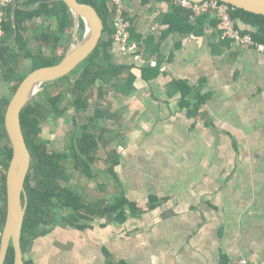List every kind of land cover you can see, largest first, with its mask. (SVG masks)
<instances>
[{
  "label": "crops",
  "instance_id": "crops-1",
  "mask_svg": "<svg viewBox=\"0 0 264 264\" xmlns=\"http://www.w3.org/2000/svg\"><path fill=\"white\" fill-rule=\"evenodd\" d=\"M123 4L142 41L129 37L126 51L115 42L110 47L113 81L131 80V88L104 89L109 105L99 109L107 111V129L115 130L108 143L117 160L111 175L142 212L128 211L122 223L63 232L57 248L47 230L25 258L37 264H264L263 159L228 152L247 136L255 145L264 138V53L223 38L209 14L197 31H169L170 0ZM175 81L188 86L185 95Z\"/></svg>",
  "mask_w": 264,
  "mask_h": 264
},
{
  "label": "trees",
  "instance_id": "trees-1",
  "mask_svg": "<svg viewBox=\"0 0 264 264\" xmlns=\"http://www.w3.org/2000/svg\"><path fill=\"white\" fill-rule=\"evenodd\" d=\"M38 1H41L38 6L29 9ZM78 1L90 4L96 9L103 20V33L107 32L109 38L101 37L93 52L76 67L78 68L76 77L68 88L59 89V83L73 70L64 77L43 84L37 96L30 98L20 112L21 129L31 157L24 182L25 199L22 196V201L26 200L20 237L23 256L27 253L32 241L43 235L39 228L40 225L64 221L76 229L83 230L93 226L92 221L95 218H105L109 221L112 219L122 223L127 218V209L131 216L142 212L124 193H120L114 202L105 204L103 199L85 201L75 190L68 187L67 182L71 174L67 171L66 161H72L74 170L86 176H92L91 164L97 160L96 151L106 147L102 132L97 133L94 129L96 126L90 128L91 124H88L87 120L81 122L82 131L80 135H71V143L66 152L52 149L47 139L40 138L43 121L49 117L62 116L69 104L79 114H84L88 110L86 91L96 88L100 93L106 88L122 91L131 88V80L128 82L113 81L117 65L110 61V47L114 43L112 5L108 0ZM165 15L169 22L168 30L172 32L176 30L197 31V25L203 23L202 21L208 17V13L200 14L192 23L189 19L193 14L173 4ZM13 16L14 23L12 22ZM232 16L236 19V26L240 29L241 24L238 21L250 26V28L241 29L242 32L250 33L256 41L264 42L263 14L233 7ZM35 18H42V20L38 24L34 22ZM210 23L215 26L216 20H210ZM32 24L35 26L33 27ZM2 28L0 74L3 81L9 85V92L13 94L28 72L40 66L56 63L62 58L68 48V45L64 44L67 40L66 34L72 36L73 16L61 0H17L13 8L9 6ZM28 30H31L32 36L26 35ZM129 31L131 32L130 40H135L137 43L142 41L140 35L134 33V22H131ZM83 32L84 23L80 19L77 31L79 38ZM14 33L15 36H13ZM31 40L38 44L34 51L28 45ZM63 44L64 52L59 56L57 50ZM43 46H47L48 52L44 51ZM22 59H30L33 62L31 70L20 72ZM154 74L156 72L153 76ZM175 86L183 91L184 95L189 90L182 81H175ZM67 93L71 97L67 96ZM9 100L10 98L5 95L0 96V232L6 212V171L12 156V147L4 127V115ZM194 107L193 112H197L198 104ZM104 115L105 112L95 106L89 121L92 122ZM108 157L107 160L111 163L109 170L113 172V166L117 164V160L113 155L109 154ZM153 202L157 201L151 196L148 202L150 208L154 206ZM106 223L102 222L100 226L103 227ZM13 259V248L10 245L4 264H13ZM24 264L37 263L24 256ZM107 264L115 263L107 262Z\"/></svg>",
  "mask_w": 264,
  "mask_h": 264
},
{
  "label": "water",
  "instance_id": "water-1",
  "mask_svg": "<svg viewBox=\"0 0 264 264\" xmlns=\"http://www.w3.org/2000/svg\"><path fill=\"white\" fill-rule=\"evenodd\" d=\"M61 1L67 5L73 16L72 44L58 62L28 72L10 97L5 110L4 127L12 147V156L6 171V212L0 234V264H4L10 245L14 253L13 264H24L20 237L26 200L22 201V196L25 199L24 182L31 157L21 129L20 112L43 84L66 76L86 59L96 48L103 32V20L92 5L78 0ZM219 1L264 15V0ZM40 2L29 9L35 8ZM80 19L84 23V32L79 38L77 31ZM12 22L14 23V16Z\"/></svg>",
  "mask_w": 264,
  "mask_h": 264
},
{
  "label": "rangeland",
  "instance_id": "rangeland-1",
  "mask_svg": "<svg viewBox=\"0 0 264 264\" xmlns=\"http://www.w3.org/2000/svg\"><path fill=\"white\" fill-rule=\"evenodd\" d=\"M41 20L42 18L39 20H34V22L39 24ZM52 24L54 25V23ZM26 35L32 36L31 30H28L26 32ZM64 44L65 46L68 45L69 47L72 44V36L70 37V35L67 34V40L65 41ZM64 44L63 46H59V49L57 50V54H59V56H61L62 53L64 52L63 50ZM28 45L33 51L36 50L38 46L37 42H35L34 40H31L28 43ZM43 47H44V51L48 52L47 46H43ZM122 50L126 51V49H122ZM110 51L112 52V56L114 53H116L113 47L110 49ZM32 66H33V62L30 59H25V60L22 59L20 62L19 70L20 72H26V71L31 70ZM121 67L124 68L123 65H121ZM77 71H78V68H75L69 75H67L59 83L60 84L59 89L68 88V86L75 79ZM40 89L34 94L35 96H37ZM109 91L110 90L108 91L102 90L101 94L98 93L96 88L86 91L85 98H86V102L88 105V108H87L88 110H86L84 114L77 113L72 108V106H70L69 104L67 111L62 116L57 117V118L49 117L43 121L42 130L40 134V138L47 139L52 149L66 152L71 143V135L72 134L80 135L82 131L80 128L81 122L87 120L88 124H91L90 128H93V126H96L94 127L95 131L97 133L102 132L103 138L106 142V147L96 151L97 160L93 164H91L92 176H86L85 174H81V172L74 170L72 167L73 163L71 160H67L66 165L68 167L67 169L68 173L71 174V178L67 182L68 187L75 190L85 201H95V200L103 199L105 204L114 202L115 198L120 194V189H121V187L116 185V182H115L116 180L111 175L113 173L111 170H109L111 163L110 161L107 160L109 159L108 157L109 154H111L110 153L111 150L110 148H108L110 144L108 143L110 142V138L114 134L115 130L107 129L109 128V122L108 120L104 119L105 116L99 119L96 118V120H93L92 122H90L91 120L89 121V117L94 113L95 106L103 109L104 107H107L109 105L108 102L111 96V93H109L108 95ZM2 95H5L6 97L10 98L12 94L9 92V85L3 81L1 74H0V96ZM67 96H70V95L67 93ZM104 112H107V111H104ZM228 152L233 154L235 159L239 155L241 156L244 154V152H246L248 154L247 158L252 162H253V158H255V156H253L252 153L259 154V157L257 159L258 160L263 159V160H260L258 164L264 168V153H262L264 152V138L263 140H261L260 145H255L253 140H251V136H247L245 145H240L238 144V142H236L235 144L231 143V146L230 145L228 146ZM235 164L243 167V163L241 160H238ZM236 165H235V168H237ZM121 193H124V192H121ZM128 211L129 210L127 209L126 213H128ZM53 216L54 214L52 215V217ZM101 221L110 222V223L115 222V220H112V219L111 221H109L108 219H105V218H102V219L95 218L92 221V223L94 224L93 226H97L99 222ZM93 226H91V228ZM39 228L41 232H46L48 230L50 234L55 233V237H54L55 248H57L58 245L60 247L62 242L64 241V239L61 236V233L65 232V233L70 234L73 232L78 233L80 231L79 229H76L68 225L64 221H61V222L59 221V222H54V223L50 222L45 225L44 224L40 225ZM95 229L96 228H94V230ZM27 254L28 253H25L26 257H28Z\"/></svg>",
  "mask_w": 264,
  "mask_h": 264
},
{
  "label": "built area",
  "instance_id": "built-area-1",
  "mask_svg": "<svg viewBox=\"0 0 264 264\" xmlns=\"http://www.w3.org/2000/svg\"><path fill=\"white\" fill-rule=\"evenodd\" d=\"M173 4L179 5L189 10L193 15L198 16L208 13L216 19L217 28L223 38L229 39L236 46H251L259 52L264 53V42L256 41L250 33L242 32L236 26V19L232 16L233 6L219 0H170ZM17 0H0V37L3 34L2 23L5 19L9 6L15 4ZM113 7V25L114 31L112 38L114 42L121 48L131 50L128 44L131 23L126 16L123 0H110ZM1 234V232H0ZM245 263V260H241Z\"/></svg>",
  "mask_w": 264,
  "mask_h": 264
}]
</instances>
